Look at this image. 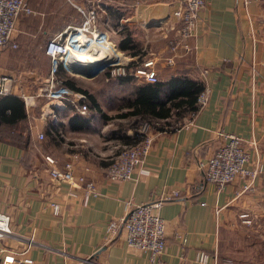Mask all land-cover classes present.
<instances>
[{"label":"crops","instance_id":"1","mask_svg":"<svg viewBox=\"0 0 264 264\" xmlns=\"http://www.w3.org/2000/svg\"><path fill=\"white\" fill-rule=\"evenodd\" d=\"M72 1L97 7V26L108 34L104 48L112 56L119 53L114 59L130 63L151 56L158 80L189 75L202 83L207 100L192 116L188 112L181 117L190 119L187 126L150 127L151 142L144 161L125 180L106 179L103 167L115 148L133 141L135 123L146 119L138 114L113 116L129 109L133 82L110 79L118 99L106 108L95 98L108 118L92 111L86 97L84 114L64 99L35 96L30 106L22 103V118L11 124L0 122V212L8 216L10 227V233L0 238V249L19 250L30 238L27 254L34 264H150L148 253L126 245L122 228L110 232L107 224L132 203L177 190V197L163 200L158 208L165 226V244L152 264H196L194 255L199 249L209 254L203 264H264V252L254 257L250 242L238 246L227 237L242 230V234L264 236V173H259L248 189L239 191L246 179L236 177L217 188L201 180L196 166L224 140L220 133H233L256 142L255 150L247 146L246 165L252 167L259 160L264 167V0H207L198 11L189 52L173 56L170 63L165 60L170 52L163 33L173 21L171 12L178 0ZM27 2L35 25L51 27L43 29V45L47 38L80 21L67 0ZM20 19L18 16L14 25L15 47L0 48V73L16 75L10 94L21 99L19 92H29L32 84L26 78L28 71L15 68L18 56L13 49L21 38H28ZM126 33L137 44L135 54L129 53L130 48L117 47ZM43 45L41 53L47 62ZM81 68L88 69L85 65ZM202 68L206 69L204 74ZM39 72L44 75L46 70ZM68 74L61 66L56 71L63 80L70 78ZM42 77L34 79L36 84ZM38 132L43 138H36ZM44 153L59 162L75 153L73 172L83 175L84 181L91 180L95 194L85 204L81 203L80 188L75 189V195H68L65 181L49 177ZM50 201L59 204L56 213ZM241 212L249 214L250 224L240 222ZM175 231L185 234L182 245L174 238ZM3 253L0 251V257Z\"/></svg>","mask_w":264,"mask_h":264},{"label":"built area","instance_id":"2","mask_svg":"<svg viewBox=\"0 0 264 264\" xmlns=\"http://www.w3.org/2000/svg\"><path fill=\"white\" fill-rule=\"evenodd\" d=\"M75 7L80 15V21L76 25H68L55 35L46 39L43 45V53L49 59V67L46 76L35 83L36 73L28 72V78L35 84L33 92L20 91L19 95L25 107L33 104L35 96H42L47 100H66L76 112L84 114L87 111V104L84 101L85 95L72 89L63 82V79L56 76L59 66L64 67L66 57L72 52L83 56L84 48L88 44L102 48L108 42L106 29L97 26V7L94 5L77 4L72 0H67ZM207 0H178L177 5L172 10L173 21L164 28L166 46L170 54L166 57V62L173 61V56L183 55L189 52L191 45L190 38L194 36L197 25L198 11L202 9ZM32 12L27 0H0V48L4 45L15 47L14 25L19 15ZM83 51V52H82ZM122 63L114 58L106 59L105 64L100 67L103 80L119 78L123 76H133L141 82H155L158 80L154 68V58L151 56L134 60L131 66ZM202 74L205 68L200 70ZM75 75V74H74ZM16 75L10 73H0V95L11 93ZM197 108L207 100V91L202 88L196 95ZM196 108V109H197ZM194 111H190L192 116ZM190 119L181 122L175 127L187 126ZM149 124L143 122L135 127L133 141L127 146H120L114 149L108 162L103 167V175L109 180H125L132 177L134 168L139 167L145 158L151 142L149 135ZM224 140L204 159L196 162L200 172L201 180L211 182L217 188L234 178L246 179L243 181L239 191L250 187L253 179L264 173V167L259 160H255L252 167L246 165L249 160L247 146L256 149L254 139L243 140L233 133H220ZM37 139L43 138V134L38 132ZM72 153L71 157H75ZM43 161L47 165V173L50 178L62 180L68 184V195H75V189H81V203L85 204L91 194H95V186L91 180L84 181L83 175L74 174L72 158L58 161L54 156L44 153ZM178 196L177 190H171L168 194L157 199L139 203H132L125 213L116 219L110 220L107 229L115 232L117 227L122 228L126 245L129 248L148 253L149 262L152 264L163 252L165 244V226L162 218L158 214V208L163 200L172 199ZM52 212L56 213L59 204L55 201L49 203ZM240 222L250 224L251 217L246 212L238 214ZM10 233L8 216L0 212V238ZM174 238L182 245L186 241L183 232L175 231ZM31 244L29 238L26 245L19 250L5 251L0 257V264H34V260L27 254V249ZM209 254L204 250H197L194 255L196 264L206 263ZM214 261V256L212 257ZM77 264H87L86 261Z\"/></svg>","mask_w":264,"mask_h":264},{"label":"trees","instance_id":"3","mask_svg":"<svg viewBox=\"0 0 264 264\" xmlns=\"http://www.w3.org/2000/svg\"><path fill=\"white\" fill-rule=\"evenodd\" d=\"M117 47L121 50L125 48L132 49L129 52L130 54H135L137 50V44L128 33L124 34L118 41ZM133 62L126 65L131 66ZM118 79L134 83V96L129 101V109L115 113L113 116L120 117L138 114L140 118L150 120L157 129H173L176 127L174 125L175 122L181 120L183 115L196 110L195 98L197 93L203 88L199 80L186 74L171 75L168 79L157 80L152 83H136V78L133 76H123ZM63 82L72 89L84 93L92 111L99 112L103 118L109 117L100 111V107L91 93H88L82 87L76 86L68 77ZM4 108L8 109L7 113H5ZM23 116L22 101L17 95L10 93L0 95V122L11 124ZM155 118L164 120L155 122L156 120H152ZM166 118H169V120ZM132 134L134 135V132Z\"/></svg>","mask_w":264,"mask_h":264},{"label":"rangeland","instance_id":"4","mask_svg":"<svg viewBox=\"0 0 264 264\" xmlns=\"http://www.w3.org/2000/svg\"><path fill=\"white\" fill-rule=\"evenodd\" d=\"M30 14V15H28ZM28 14H21V22L22 26L24 27L23 31H26L28 34V38H21L18 41V45L16 48H14L15 56H18V62L16 63V67L18 69L24 70V71H34L36 73V79H38L41 76H46V73L48 71V60L46 62V59L44 60V56L41 53V47L43 45L44 39H45V33L43 32V29L45 28L46 31H48L51 27H37L35 25V19L33 15V11ZM28 15V16H26ZM34 23V24H33ZM21 25V23H20ZM30 27V28H29ZM53 26L52 28H54ZM21 33H23L21 31ZM25 34V33H24ZM118 54H115L112 56H118ZM96 54L91 55V58H95ZM111 58V59H112ZM80 68V67H79ZM94 67L93 69H95ZM39 70L43 71L46 70V73L44 75H41ZM83 71V69H80V71ZM84 72V71H83ZM75 74V75H74ZM68 74L71 81L75 83L76 86L84 88L88 93H91L94 98L98 100V103L102 106V108L108 107L110 104H113L114 99H118L116 97L115 92H113L114 87H110V79L109 80H103V77L101 76L100 72L94 74L90 77H85L80 74ZM28 76V74H27ZM42 77V78H43ZM28 81H31L30 78L26 77ZM116 79V78H113ZM42 80V79H40ZM39 80V81H40ZM36 81V82H37ZM35 82V83H36ZM31 88L29 89V92H33L35 90V84L31 81ZM130 86V85H129ZM110 92V96L107 95V93ZM113 93V94H112ZM147 122L149 124V128L154 126L153 123L148 119H140L135 123V127L139 124ZM181 120L175 122V126H177ZM242 231H235L231 235H227V237L231 241L236 243L238 246H242L244 242H250V245L253 247V255L259 256L264 252V236H259L257 232H250L247 234H242ZM245 238V239H244ZM247 252V251H246Z\"/></svg>","mask_w":264,"mask_h":264},{"label":"bare ground","instance_id":"5","mask_svg":"<svg viewBox=\"0 0 264 264\" xmlns=\"http://www.w3.org/2000/svg\"><path fill=\"white\" fill-rule=\"evenodd\" d=\"M93 54L97 55L96 56L97 59L91 58V55H93ZM82 55L87 56V58L81 57L78 55V53L72 52L69 54V57H66L64 63L66 65L67 69H68V67H71L73 72L80 73V74H83L85 76L88 75L89 72L94 70L93 69L94 67L97 68V65H99V63L101 61H105L106 59H109V58L111 59V57H112V54H108L107 50L104 47L99 48V47L94 46L93 44H88L87 46H85L84 54H82ZM70 64H72L77 69L73 68ZM84 65L88 68V70H91V71L83 70L84 73L82 70L80 71V69H82L81 67ZM72 70H69V71L72 72Z\"/></svg>","mask_w":264,"mask_h":264},{"label":"water","instance_id":"6","mask_svg":"<svg viewBox=\"0 0 264 264\" xmlns=\"http://www.w3.org/2000/svg\"><path fill=\"white\" fill-rule=\"evenodd\" d=\"M105 62H106V60H105V61H101V62L99 63V65H97V68L94 69V70H92V71L87 69L88 71H91V72H89L88 75H86V76H89V77H90V76H93L94 74H96L97 71H98V69H99L100 67H102V66L105 64ZM87 70H86V71H87ZM83 73H84V72H83Z\"/></svg>","mask_w":264,"mask_h":264}]
</instances>
